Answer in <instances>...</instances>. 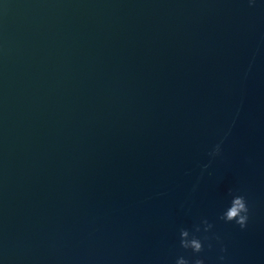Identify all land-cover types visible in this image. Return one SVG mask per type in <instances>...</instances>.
I'll return each instance as SVG.
<instances>
[{
  "label": "water",
  "instance_id": "obj_1",
  "mask_svg": "<svg viewBox=\"0 0 264 264\" xmlns=\"http://www.w3.org/2000/svg\"><path fill=\"white\" fill-rule=\"evenodd\" d=\"M202 218L264 264V0H0V264H175Z\"/></svg>",
  "mask_w": 264,
  "mask_h": 264
},
{
  "label": "clouds",
  "instance_id": "obj_2",
  "mask_svg": "<svg viewBox=\"0 0 264 264\" xmlns=\"http://www.w3.org/2000/svg\"><path fill=\"white\" fill-rule=\"evenodd\" d=\"M254 2V0H250ZM221 153V145L217 144L213 151L210 153L212 158H215ZM209 165H204L207 168ZM211 175V173H209ZM228 204L225 210L219 214L218 219L224 223H235L240 229H245L250 219V204L246 195L241 194L239 191L229 190L227 193ZM235 213L233 215L232 213ZM213 228V224L209 223L207 219H201L199 222L192 225L191 228H179V246L188 255L179 256L175 264H205V258L201 255L205 249L211 250L213 248V240L219 241L218 235H209ZM221 252L226 251L225 248L220 249ZM225 257L221 255L220 261Z\"/></svg>",
  "mask_w": 264,
  "mask_h": 264
}]
</instances>
